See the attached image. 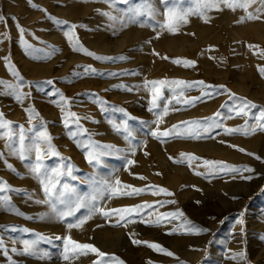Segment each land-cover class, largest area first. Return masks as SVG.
Instances as JSON below:
<instances>
[{
	"label": "rangeland",
	"instance_id": "1",
	"mask_svg": "<svg viewBox=\"0 0 264 264\" xmlns=\"http://www.w3.org/2000/svg\"><path fill=\"white\" fill-rule=\"evenodd\" d=\"M173 3L178 15L189 13L175 34L162 27L168 23L166 9L171 6L162 0H0V81L5 85L0 88V113L11 122L12 136L11 141L0 138V181L14 189L0 193L9 200L0 206V264H264V119L254 118L264 110L260 72L264 68V5L255 0L247 9L220 4L222 10H208L202 6L205 0ZM140 10L143 15L128 21ZM250 14L259 18L250 19ZM120 21H125L123 26ZM69 26H73L70 35ZM97 39L105 43L104 48L94 45ZM26 44L41 51L29 55ZM74 46L113 59L97 60L74 51ZM176 59L195 64L177 65L172 62ZM13 67L22 80L11 75ZM157 80L203 81L204 86L176 87L175 95L164 86L153 109L147 82ZM9 85L22 87L26 94L22 102L6 94ZM217 89L220 94L205 95ZM229 92L256 107L247 109L248 115H237ZM61 96L70 101L63 111L57 106ZM189 98H196L195 102L184 103ZM165 107L168 113L157 124L158 113ZM30 110L36 114L32 120ZM70 113L86 130L75 141L69 137L75 126H65ZM212 119L221 127L199 138H183L187 125L181 122ZM176 125L180 135L159 139L151 135ZM20 126L26 147L35 141L36 132L46 130L50 135L59 155L45 156L44 168L71 167V175L59 178L63 203L45 198L31 172L37 163L35 151H27L26 159L19 157ZM226 128L241 131L229 134ZM8 133V128L0 129L5 137ZM88 143L101 146L92 162L83 147ZM205 143L211 146L200 149ZM181 154L199 159L189 167ZM129 160L135 163L129 165ZM203 160L254 171L210 172ZM165 172L176 179L175 185L164 184ZM117 179L121 192L131 191L124 185L146 191L114 197L106 185L116 187ZM258 179L261 184L249 188L252 195L239 194L244 184ZM160 187L174 195L152 194ZM77 201L87 207L60 219L59 213ZM149 204L153 208H141L139 214L127 217L126 226L124 221L117 223V216L89 213L92 206L108 210ZM175 212L183 215L166 216ZM84 217L89 218L82 226L67 227ZM68 237L108 255L101 260L87 250L74 253L69 246L65 260ZM133 240L157 243L174 256ZM25 242H35L34 254H25Z\"/></svg>",
	"mask_w": 264,
	"mask_h": 264
},
{
	"label": "snow or ice",
	"instance_id": "2",
	"mask_svg": "<svg viewBox=\"0 0 264 264\" xmlns=\"http://www.w3.org/2000/svg\"><path fill=\"white\" fill-rule=\"evenodd\" d=\"M162 2L165 5H170L168 6L166 9V14H167V19H168V23L162 25V27H166L168 28L169 32L175 34L176 29L178 27L179 22H184L186 23L187 20L185 19V16L189 13H185V16H181L178 15L176 7L174 6L173 0H162ZM180 2H182V0H180ZM255 0H205V3L202 5L205 9L211 10V9H216V10H222L220 9L219 5L220 4H225L229 9L235 10L236 8H243V9H247L248 6H250L252 3H254ZM262 5H264V0H261ZM191 10H189L190 12ZM144 12L142 10L135 12L134 14H132L131 16L128 17V21L130 22H134L135 21V17L138 15H143ZM250 19H258V16H249ZM115 19V18H113ZM3 18L0 17V21H2ZM207 22V21H205ZM56 23L61 24L64 22H60V21H56ZM121 25L123 26L125 21H120ZM73 26H69V31L68 34H71V29ZM194 35V33L192 34ZM252 47V46H250ZM30 50V51H28ZM74 51H83L85 52V54L92 56L94 59L97 60H110L113 59L111 57H104V56H97L94 53L87 51L86 49H83L81 46H74L73 47ZM26 51H28V54L31 55L32 52H39L41 51L40 49H35L32 48L31 45H27L26 44ZM121 59H123V57H121ZM173 63L177 64V65H183L185 67H189V66H194L195 62L187 60V59H176L174 61H172ZM89 71H94L92 69H87ZM260 72L262 75H264V68H260ZM11 75L19 80H22L23 77L20 76L18 69H15L14 67L11 68ZM48 84H53V81H47ZM148 84L151 85V91H152V108L155 109L158 107L157 104V99L161 97L162 94V88L164 86H167L171 91H173V94L175 95V88L176 87H180L181 89H190V88H194V87H198V86H204V82L203 81H198V82H186L183 80H175V81H165V80H157V81H150L147 82ZM4 82L0 81V88L4 87ZM147 86V85H146ZM10 91L6 94H11L14 95V98L17 100V102H22V100L24 99L25 95L22 91V87L20 85H16L14 88L9 85L7 86ZM223 87V86H221ZM225 92H227L228 90L225 88L224 89ZM216 95V94H220L219 89L216 90V92L214 93H205V95ZM181 96H183V92L181 91L180 93ZM229 95V100L234 102V107L236 110V114L237 115H248V112L246 111L247 109L250 108H254L256 107L251 101H248L246 99H242L236 96V94L234 93H228ZM196 98H189V99H185L184 103L186 104H193L195 102ZM238 101V103H236ZM103 103V102H101ZM168 103H171V101H168ZM177 103H180L179 100H177ZM70 105V101L67 100L66 97L61 96L60 100L57 101V106L61 107V110L63 111L64 105ZM223 107H227V104L223 105ZM115 111V109H113ZM121 112H123V110H119ZM168 113V109L167 107H165L163 109L162 114L158 113V119H157V124L160 123V121L163 119L164 115H167ZM35 112L34 110H30L29 111V120H32L35 116ZM70 119H65V126L72 128L73 126H75L74 130L69 132V137L70 139H73L74 141L77 139V137L79 135H81L84 131V129L81 128V126L79 125V121L78 118L75 117L74 113H70L69 114ZM216 117L220 116V113L217 112L215 114ZM256 119H264V110H261L259 112V116L258 117H254ZM181 125H187V127L184 129V134H183V138H199V135L201 133H210L211 130L216 129L221 127V124L216 122L215 119H212L210 121H208L207 123H201L200 121H192V122H181ZM180 126L176 125L173 126V129L170 130H164V131H159V129H157V131H153L151 133V135L153 137L156 138H161V137H169L170 135H180V132L178 131V128ZM4 128H8L9 129V133L7 134V136L5 137L4 135L0 134V138H7L10 141L12 140V136H11V122L4 120L3 118V114L0 113V129H4ZM198 130V131H195ZM261 129L264 130V125H261ZM225 131L229 134L241 131L240 129H236V128H226ZM253 131H255V129H253ZM20 136L18 139V144H16L17 150H18V154L19 157L21 159H26L27 156L25 155V153L27 151H35L36 156H35V160H36V164L31 168V172L35 175V177L37 178V180L40 182V184L42 185V191L44 193L45 198L48 201H53V200H60L61 203L64 202L63 200V193L58 191V188L61 187L59 185V178L64 176V175H71V167H66L60 170H49L47 168L43 167L42 161L44 159L45 156L47 155H56L58 156L59 153L56 152L54 150V146L51 144V137L50 135L46 132V130H42V131H38L35 133V141L32 143L31 146L26 147L24 144V135H23V126H20ZM245 135H247L248 133L245 132ZM163 142V141H162ZM46 145L47 147L44 148L43 146ZM78 146H80L78 144ZM83 147L87 148V159L89 162H92L94 160H96L98 158L99 152L97 151V149H99L101 146L99 145H94L91 143L85 144L83 145ZM235 147V146H233ZM240 151H244L243 149H240ZM2 155V154H0ZM145 155H147V153H145ZM249 155H252L251 153H249ZM182 159H185L188 162L189 167H191V164L193 161L198 160V157H195L194 155L191 154H181ZM257 159H260V157H256ZM169 159H173L172 157H169ZM135 161L129 160L128 164H134ZM203 165L208 166L210 172H216V171H224V170H228V171H232V172H241V171H254L251 168H245L243 170L241 169H237L235 167L229 166L224 162H216V161H209V160H203ZM159 174V173H157ZM197 175H199L200 173H196ZM251 177H247V179H250ZM139 179H145V177H139ZM115 185L116 187L112 186V185H106V187L108 189H110V194L114 197L116 196H122V195H126V196H132V195H139L142 194L146 191V189H142V188H135L131 185H124V188H130L131 191L129 192H121L120 188L118 186L121 185V181L120 180H116L115 181ZM67 189L65 188V191ZM5 191H14V189H11L9 186L6 185V182L0 181V193H3ZM157 192L159 193H166L167 195H174L173 193L169 192L167 189H164L162 187L155 189L152 194H157ZM9 200L7 197L4 196H0V206H3L5 204H8ZM82 207H87V205L84 202L81 201H77L75 203L74 206L72 207H68L66 211H62L59 213V217L60 219H65L68 216H73L75 214L76 211H79L80 208ZM153 208V205H140V206H132V207H123V208H112V209H108L106 210L105 208H97L95 206H92L91 208H89V213L90 215L92 213H99L101 215H103L105 218H111L112 216H117L118 220L117 223H120L121 221H124L125 223L122 224V226H126V218L132 216L133 214H139V210L141 208ZM19 214V213H16ZM183 213L182 212H175V213H168L166 214L167 217H178V216H182ZM89 217H84L81 218L77 223H70L67 225V227L69 229L73 228V227H80L82 226L83 223L86 222V220ZM159 226V222H157V225ZM203 231V230H200ZM41 239H45V238H41ZM56 239H61V237H57ZM134 244H141V243H145L148 247L152 248L153 250H156L162 254H165L169 257H173L174 254L171 251H168L166 249H164L161 245L157 244V243H149V242H142L139 240H133L132 241ZM69 246H71V249L73 250V252L75 253L76 250H87L88 252L94 253L97 257L101 258V260H103L108 254L101 252L99 249H97L95 246L90 245V244H79L76 241H73L71 239V237H68L65 241V248H64V256L63 258L65 260L69 259ZM35 247V242H33L32 244H29L28 242H25L24 245V252L25 254H34L32 249ZM3 249L0 248V251H2ZM241 256H243V253L240 254ZM117 258H112V260H116ZM178 259V258H177ZM94 264H101L100 261H96L94 262ZM104 264H110V261H104ZM118 264H123L122 261L118 262Z\"/></svg>",
	"mask_w": 264,
	"mask_h": 264
},
{
	"label": "bare ground",
	"instance_id": "3",
	"mask_svg": "<svg viewBox=\"0 0 264 264\" xmlns=\"http://www.w3.org/2000/svg\"><path fill=\"white\" fill-rule=\"evenodd\" d=\"M206 30V29H205ZM203 32L204 31H201L200 32V34H199V36L200 35H203ZM201 39H202V37H201ZM93 43H94V45H96L97 47H103L104 48V46H105V43L101 40V39H97V40H95V41H93ZM99 49V48H98ZM28 65V64H27ZM211 145L209 144V143H205V144H202L201 146H199V148L200 149H206V148H208V147H210ZM158 154H159V156L161 155V153L160 152H158ZM161 157V156H160ZM161 160H163L164 161V159L162 158ZM262 173H263V175H264V170H262ZM261 181H262V179H258V181H256V182H252L251 184H249V183H246V184H244L242 187H243V191L241 192V193H239L240 195H242L243 194V196L245 197V198H247V197H249L250 195H252V192H253V190L251 191L249 188L251 187V186H254V185H259V184H261ZM163 182H164V184H166V185H175L176 184V179L175 178H173V176H170L169 175V173L168 172H165V175H164V179H163ZM253 188V187H252ZM238 193H237V195H239ZM239 207V206H238ZM226 208V207H225ZM236 208V207H235ZM225 211H227V210H225ZM219 212V211H218ZM188 256V255H187Z\"/></svg>",
	"mask_w": 264,
	"mask_h": 264
}]
</instances>
